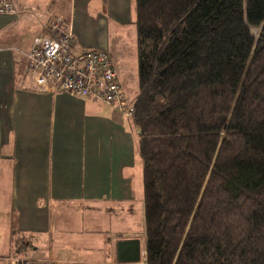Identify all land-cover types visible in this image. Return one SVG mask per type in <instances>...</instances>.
I'll use <instances>...</instances> for the list:
<instances>
[{
	"label": "trees",
	"instance_id": "obj_1",
	"mask_svg": "<svg viewBox=\"0 0 264 264\" xmlns=\"http://www.w3.org/2000/svg\"><path fill=\"white\" fill-rule=\"evenodd\" d=\"M135 13L144 263L264 264V0Z\"/></svg>",
	"mask_w": 264,
	"mask_h": 264
},
{
	"label": "crops",
	"instance_id": "obj_2",
	"mask_svg": "<svg viewBox=\"0 0 264 264\" xmlns=\"http://www.w3.org/2000/svg\"><path fill=\"white\" fill-rule=\"evenodd\" d=\"M11 2L16 14H0V191L7 194L0 208L9 217L0 225V264L13 254L18 235L27 240L18 256L41 248L43 255L31 258L85 264H116L117 241L136 238L137 264H145V228L137 233L130 221L114 231L108 223L123 221L126 209L131 215L136 210L139 230L144 226L137 125L130 116L117 115L112 104L39 91L23 63L33 38L48 30L51 17L61 16L72 24L73 48L109 53L123 95L133 102L135 0ZM124 44L130 47L125 50ZM125 62L136 66L130 72ZM91 210L103 214V221Z\"/></svg>",
	"mask_w": 264,
	"mask_h": 264
},
{
	"label": "built area",
	"instance_id": "obj_3",
	"mask_svg": "<svg viewBox=\"0 0 264 264\" xmlns=\"http://www.w3.org/2000/svg\"><path fill=\"white\" fill-rule=\"evenodd\" d=\"M11 0H0V14H16ZM75 36L72 24L61 16L48 20V30L33 38L23 53L25 70L39 91H61L112 104L128 116L132 104L124 108L125 96L110 55L103 49H84L72 54ZM3 264H85L71 259L3 257Z\"/></svg>",
	"mask_w": 264,
	"mask_h": 264
},
{
	"label": "rangeland",
	"instance_id": "obj_4",
	"mask_svg": "<svg viewBox=\"0 0 264 264\" xmlns=\"http://www.w3.org/2000/svg\"><path fill=\"white\" fill-rule=\"evenodd\" d=\"M45 21V20H44ZM45 24V23H44ZM48 27V26H47ZM46 28V27H45ZM259 29H260V27H256V26H252V27H250V30H251V33H252V35H253V37L255 38V39H257V37H258V35H259ZM16 30V29H15ZM22 30L26 33V34H28L30 31L28 30V27H26V26H23L22 27ZM32 32H33V30H32ZM41 33H38L37 35H40ZM36 35V36H37ZM124 47L123 48H125V50L126 49H128L129 47H130V45L129 44H124L123 45ZM84 50V49H83ZM80 50H79V48H73L72 49V54H77L78 52H79ZM129 53V52H128ZM133 66L135 67L136 66V64L135 65H132L130 62H125V69L126 70H129L130 72H131V70H132V68H133ZM135 72H136V78H137V67H135ZM120 83V82H119ZM122 83V82H121ZM131 98L130 97H128V99L126 98L125 99V104H124V108L126 109L127 108V105H130L132 102H131V100H130ZM109 104V103H108ZM114 111L116 112V114L117 115H119V116H121V117H125L126 118V116L128 117V115L124 112V111H122V110H118V109H115L114 108ZM7 194H4L2 191H0V201H2V200H4V201H6L7 200ZM1 203V202H0ZM93 213L94 212H96V214L97 215H95V216H98V218H101V219H99V221L101 222V221H103L102 219H103V217H101L102 215H100L99 213H97V212H99V211H95V210H91ZM127 210L126 209H124L123 211H122V216H123V221L122 220H118V218H116V219H113V218H111V219H109V221H108V223L110 224V225H112V226H110L114 231H117L118 229H122V228H124L123 226H129V223H131L132 221L133 222H135V223H132V228H133V230L134 231H137V233H139V231H140V233H141V231H143V229H144V226H143V224H141L140 225V230H139V222L137 221V212H136V210H134V214L133 215H131L130 214V210H128L127 212H126ZM5 209H3V208H0V225L2 224V222L4 221V223H6L7 222V220L9 219V217L8 216H6L5 214ZM10 216V215H9ZM100 216V217H99ZM107 218V217H106ZM105 218V220H107ZM110 218V217H109ZM131 221V222H130ZM70 230H73V229H71V228H69ZM48 234V233H47ZM45 236H47L46 234H44V237ZM143 237V236H142ZM41 238H42V235H41ZM144 238V237H143ZM143 238H142V241H143ZM3 239V238H2ZM0 240H1V238H0ZM37 243H39V240H37ZM3 244H4V241L3 240H1L0 241V250H1V245L3 246ZM24 254H25V256L27 257H29V258H31V257H34V255H43V249H41V248H39V249H35V250H29V251H26V252H23ZM23 254V255H24Z\"/></svg>",
	"mask_w": 264,
	"mask_h": 264
},
{
	"label": "water",
	"instance_id": "obj_5",
	"mask_svg": "<svg viewBox=\"0 0 264 264\" xmlns=\"http://www.w3.org/2000/svg\"><path fill=\"white\" fill-rule=\"evenodd\" d=\"M116 250V264H137L141 260L139 240L136 238L117 241Z\"/></svg>",
	"mask_w": 264,
	"mask_h": 264
}]
</instances>
